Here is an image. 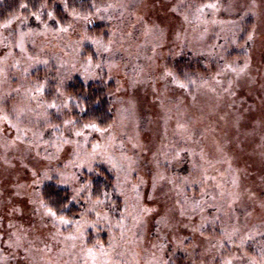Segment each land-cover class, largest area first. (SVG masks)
Wrapping results in <instances>:
<instances>
[{"label": "rangeland", "instance_id": "1", "mask_svg": "<svg viewBox=\"0 0 264 264\" xmlns=\"http://www.w3.org/2000/svg\"><path fill=\"white\" fill-rule=\"evenodd\" d=\"M54 6L67 10L46 1L39 20L0 24V264H167L170 251L185 264H264V196L243 166L253 156L264 170V0H102L64 24ZM184 54L201 68L175 69ZM76 79L111 86L113 123H95L108 131L74 116ZM206 112L232 118L229 134H205ZM96 166L116 178L121 212L89 187L77 194ZM51 181L83 207L71 224L47 214ZM160 215L189 223L172 248L153 229Z\"/></svg>", "mask_w": 264, "mask_h": 264}, {"label": "trees", "instance_id": "2", "mask_svg": "<svg viewBox=\"0 0 264 264\" xmlns=\"http://www.w3.org/2000/svg\"><path fill=\"white\" fill-rule=\"evenodd\" d=\"M46 1L49 3V5H52L54 2V0H0V24L6 22L7 20H10L11 17H14L16 15L21 14L31 16L32 13L38 14L39 11L42 10L43 5ZM101 1L102 0H65L67 10H64L60 6L53 7L56 21L58 20L60 21V23L64 24L67 20L68 11L79 14H86L87 12L92 10L95 4H98ZM21 4H27L28 7L26 9H23L20 7ZM171 47L172 46L170 45L169 48ZM174 62L175 69H178V66L181 67L183 62L189 64L195 63L200 68L202 66L201 60L199 58H195L194 56H189L186 54L177 58ZM110 87V85L107 86L99 83L86 84L80 79H76L67 86L66 91L70 94L75 106L73 114L79 119L78 122L96 123L102 128H108L111 126L114 120V116L113 106L109 96ZM225 105L227 109L230 110L237 106V104H230V101L226 102ZM216 118H212L211 114L207 112L205 114L200 113V127L204 130L205 134H221V132L224 135L229 134L230 127L234 126V121H232V118H228L227 115H222V113H219ZM203 139L204 137L202 138V141ZM235 143L236 142H234L232 148L236 152V149L239 148L236 147ZM257 162V159L253 156L244 160V165H242L246 166L248 169V173L244 174V177L247 178L249 184L259 182V184L257 183L258 186L257 188H255V190L259 192L260 195L264 196V185H262V183L264 184V170L261 169V166H259ZM188 170L189 169L186 165V170H184L183 173L185 174ZM84 179L87 183H89L88 187L89 192L91 193L90 197L94 202L97 199H100L103 201V203L98 205H100V207H102L103 209L107 211H122L124 207V200L122 199V196L118 194V190L116 189L117 180L104 166H96L93 171L85 174ZM261 187L262 189H260ZM104 192H107V196L103 195ZM71 195L72 193L68 188L60 187L54 181L46 183L40 187V196L44 207L52 208L53 211L57 212L58 217L63 216L69 218H77L78 214L83 209L81 204H76L72 201ZM177 207L178 206H176V209ZM177 210L179 211V209ZM177 210L176 212H178ZM161 219V215L157 216L155 220V227H153V229H160L162 225V227L167 230V234L170 233L168 236L162 237V239L164 241H168V248H172L174 243L171 235L176 233L177 231L181 236L186 235V229L189 227V223H185V225L183 226L181 222V225L178 227L172 222L171 219L168 218V216H166V222L164 223L161 222ZM107 238L108 234L104 233V242L106 245H109ZM92 239L93 237H91V241ZM162 239L161 241H163ZM182 242L183 241H179V243L177 244L180 245ZM183 243L184 245H186V242ZM166 259L167 264H185L187 261L185 255L175 252L171 253V251L170 253H168Z\"/></svg>", "mask_w": 264, "mask_h": 264}, {"label": "snow or ice", "instance_id": "3", "mask_svg": "<svg viewBox=\"0 0 264 264\" xmlns=\"http://www.w3.org/2000/svg\"><path fill=\"white\" fill-rule=\"evenodd\" d=\"M20 7L23 8V9H26L28 7V5L27 4H21ZM208 7H212V5H208ZM32 15L35 17V19H37V20L40 19V16L37 15L36 13H32ZM49 15L51 16V13H49ZM17 19H18V17H17ZM11 23H12V20H9L4 26L7 27ZM62 30H65L66 31V29H62ZM87 63L89 65H91V63H92L91 57H89ZM37 91L38 92L43 91L42 87H38L37 88ZM50 107H56L55 103L51 104ZM65 123L67 124V123H73V122L72 121H65ZM83 127L85 129L92 128V129H95V130L100 131L102 133L108 131V129H100V128H98V126L95 123L85 124ZM75 135L76 136H80V135H82V132L81 131H76L75 132ZM87 187L88 186L86 184L85 185H82L79 189H77V194H79L80 192L85 191ZM103 195L104 196H107V192H104ZM73 199H75V196L73 197ZM95 203L96 204H101V203H103V201L100 200V199H97L95 201ZM47 214L50 215V216H52V217H56L57 216V212L56 211H53L52 208H47ZM97 215H99V213H97ZM59 220H60V222L62 224H71L72 223L71 220L65 219L63 216H60L59 217ZM77 224H79L78 221H77ZM71 238L72 239H75V237H71ZM95 247L96 246H94V248L88 249V254L89 255H92L94 253ZM98 247L101 248V249H103V245H98ZM227 264H231V261H228Z\"/></svg>", "mask_w": 264, "mask_h": 264}]
</instances>
